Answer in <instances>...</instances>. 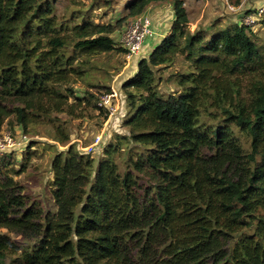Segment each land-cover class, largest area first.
Masks as SVG:
<instances>
[{"label": "trees", "instance_id": "1", "mask_svg": "<svg viewBox=\"0 0 264 264\" xmlns=\"http://www.w3.org/2000/svg\"><path fill=\"white\" fill-rule=\"evenodd\" d=\"M167 1L170 32L120 86L128 133L99 160L73 144L55 152V210L25 193L14 151L0 157V264H264V46L243 23L191 31L185 0H132L116 25L94 15L113 0L63 13L56 0H0V133L80 116L79 64L116 51L127 19ZM179 59L168 78L179 90L163 93ZM111 92L86 90L106 118Z\"/></svg>", "mask_w": 264, "mask_h": 264}, {"label": "rangeland", "instance_id": "2", "mask_svg": "<svg viewBox=\"0 0 264 264\" xmlns=\"http://www.w3.org/2000/svg\"><path fill=\"white\" fill-rule=\"evenodd\" d=\"M56 1L58 10L63 13L66 9L75 8L77 5L79 7L83 4L88 6L92 1L103 3L104 0ZM113 1L111 7L98 9L94 12L95 20L116 25L118 21L127 17V6L130 0ZM185 3L190 14L189 28L194 31L198 27L206 29L215 25L216 29H225L242 24L244 16L261 5V0H240L238 6L232 0H185ZM228 3L238 10L230 11ZM132 19H127L121 30L112 35L117 45L116 51L89 58L79 64V69L84 70L83 75L74 78L75 80L70 86L75 89L77 96L85 99L81 105L78 104L75 107V115L80 116L73 118L66 114H55L41 119L39 124L30 127L26 133H23L19 128L11 131L20 144L14 151V156L17 159L15 168L25 169L15 178L24 186L25 193L41 201L46 209H56L50 185L53 178L51 161L56 151H65L69 145L73 144L85 157L99 160L103 156L105 146L112 141L115 134L128 133V128L123 124L126 112L123 111L111 118H106L103 112L88 104L86 90L90 84H95L111 86L118 92L121 81L131 76L133 61L124 59V53L119 49H124L122 40ZM263 21L264 16L256 26L250 28L256 34L257 42L264 46ZM183 70H185V64L182 59H179L172 68L164 72V83L160 86L163 93L168 94L179 90L168 78L171 73ZM238 83L241 87L246 88L248 80L242 78ZM73 101L71 100V102ZM62 133L69 136V143L66 146L55 140L57 136H64ZM102 135L100 146L93 154H87V148L97 136ZM31 143L33 146L30 147ZM117 161L121 162V156L117 157Z\"/></svg>", "mask_w": 264, "mask_h": 264}, {"label": "built area", "instance_id": "3", "mask_svg": "<svg viewBox=\"0 0 264 264\" xmlns=\"http://www.w3.org/2000/svg\"><path fill=\"white\" fill-rule=\"evenodd\" d=\"M228 9L236 12L238 9L227 4ZM264 16V0H261V5L255 7L252 12L246 14L243 18V24L248 27L256 26ZM156 32L153 27V19L149 15H142L133 18L124 34L122 46L126 50L127 60L131 61L142 56L146 41L155 38ZM124 98L121 93L112 88L110 94H105L98 102V107L108 112V117L111 118L118 115L123 109ZM102 136H97L95 141L87 148V154H93L102 143ZM20 146L11 131H3L0 133V157L5 154L15 151L16 147Z\"/></svg>", "mask_w": 264, "mask_h": 264}, {"label": "crops", "instance_id": "4", "mask_svg": "<svg viewBox=\"0 0 264 264\" xmlns=\"http://www.w3.org/2000/svg\"><path fill=\"white\" fill-rule=\"evenodd\" d=\"M167 2L152 3L143 13V15H149L152 17L156 36L155 38L146 41L142 56L133 59V62L131 61V76L134 75L137 71L139 59L147 57L151 53L155 45L158 44L164 37H166L171 30L174 20V11L171 2ZM123 58L127 59L126 53L123 54ZM122 82L123 81H121L120 85L118 86L119 93L121 92L120 86Z\"/></svg>", "mask_w": 264, "mask_h": 264}]
</instances>
